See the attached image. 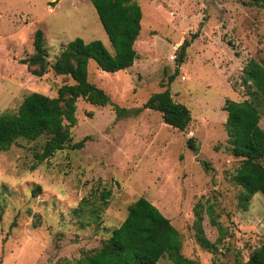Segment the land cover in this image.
I'll use <instances>...</instances> for the list:
<instances>
[{"label": "rangeland", "instance_id": "1", "mask_svg": "<svg viewBox=\"0 0 264 264\" xmlns=\"http://www.w3.org/2000/svg\"><path fill=\"white\" fill-rule=\"evenodd\" d=\"M142 12L134 42L137 58L127 69L106 72L87 63L88 80L129 113L112 105L76 100L71 140L89 136L80 149L55 151L34 169L32 152L45 137L19 139L0 151V264H63L99 247L139 196L151 201L179 230L181 252L201 264L245 261L264 242V195L238 206L239 187L230 173L240 162L229 151L226 99L257 104L264 130V101L244 81L249 60L264 66V6L248 0H135ZM43 32L52 62L69 40L111 44L90 0H0V113L13 111L31 92L54 96L67 77L30 73L20 61L33 52V34ZM190 39L180 64V45ZM177 70V71H176ZM185 104L184 130L143 108L164 89ZM192 140L195 149L189 147ZM203 162V163H202ZM37 187L39 189L37 190ZM109 190L100 209V194ZM208 198L226 230L211 251L195 240L194 204ZM206 238L217 229L203 213ZM157 264H172L163 257Z\"/></svg>", "mask_w": 264, "mask_h": 264}, {"label": "trees", "instance_id": "2", "mask_svg": "<svg viewBox=\"0 0 264 264\" xmlns=\"http://www.w3.org/2000/svg\"><path fill=\"white\" fill-rule=\"evenodd\" d=\"M264 6V0H248ZM98 19L111 44L109 51L102 41H84L80 37L69 40L62 46L52 62L46 58L43 32L37 28L33 34V52L20 62L27 65L31 74L42 76L51 71L54 75L67 77L70 81L58 86L56 95L41 92L25 95L13 111L0 113V151L9 149L19 139L34 141L45 137L40 149L32 152L34 169L55 151L69 147L80 149L89 136L78 141L71 140L70 128L76 123V100L81 98L90 104L113 106L116 115L129 113L110 100L105 91L88 80L87 63L90 59L106 72H116L130 67L137 58L134 42L140 32L141 8L135 0H90ZM190 39L180 45L178 63L184 60L185 49ZM177 71V70H176ZM244 81H250L255 92L264 101V66L249 60L243 68ZM169 78L161 91L152 93L143 103V108L161 113L164 123L184 130L191 120L188 107L175 101L170 93ZM225 128L228 134L229 151L240 162L230 173L231 180L239 187L238 206L248 208L250 198L257 192L264 195V130L259 125L260 113L252 100L226 99ZM188 145L195 149L189 138ZM39 187H37V190ZM109 190L100 194V209L108 203ZM192 228L198 245L208 251L222 241L226 230L214 212L208 198L198 200L193 207ZM203 213L209 224L217 229L215 242L209 241L202 228ZM182 237L179 230L151 201L139 196L128 205L121 223L110 231L99 247L83 251L73 260L63 264H157L163 257L172 264H201L181 252ZM234 264H264V242L255 247L245 261L236 259Z\"/></svg>", "mask_w": 264, "mask_h": 264}, {"label": "water", "instance_id": "3", "mask_svg": "<svg viewBox=\"0 0 264 264\" xmlns=\"http://www.w3.org/2000/svg\"><path fill=\"white\" fill-rule=\"evenodd\" d=\"M203 163V162H202Z\"/></svg>", "mask_w": 264, "mask_h": 264}]
</instances>
